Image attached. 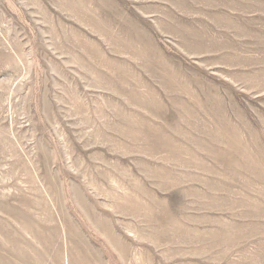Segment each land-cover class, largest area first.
Masks as SVG:
<instances>
[{"label":"rangeland","instance_id":"rangeland-1","mask_svg":"<svg viewBox=\"0 0 264 264\" xmlns=\"http://www.w3.org/2000/svg\"><path fill=\"white\" fill-rule=\"evenodd\" d=\"M0 264H264V0H0Z\"/></svg>","mask_w":264,"mask_h":264}]
</instances>
